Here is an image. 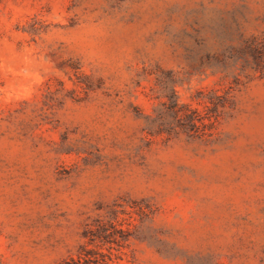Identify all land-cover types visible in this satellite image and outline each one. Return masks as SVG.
<instances>
[{
  "label": "rangeland",
  "instance_id": "obj_1",
  "mask_svg": "<svg viewBox=\"0 0 264 264\" xmlns=\"http://www.w3.org/2000/svg\"><path fill=\"white\" fill-rule=\"evenodd\" d=\"M261 44L264 0H0V264H264Z\"/></svg>",
  "mask_w": 264,
  "mask_h": 264
},
{
  "label": "trees",
  "instance_id": "obj_2",
  "mask_svg": "<svg viewBox=\"0 0 264 264\" xmlns=\"http://www.w3.org/2000/svg\"><path fill=\"white\" fill-rule=\"evenodd\" d=\"M264 44L258 45L256 47L246 46L245 51L253 56L255 62L259 52L263 49ZM232 88L229 87L227 90L223 91L221 94L211 93L205 97H202L204 113L200 114L196 109H192L188 104H179L177 99L173 95L170 99V105L174 117L178 120H184L185 123L179 125L188 135L192 136L195 134H203L202 131L207 128L209 130L208 135L211 134V130L215 127L220 116V107H223L225 102L228 100V96ZM207 119V123L204 120Z\"/></svg>",
  "mask_w": 264,
  "mask_h": 264
}]
</instances>
